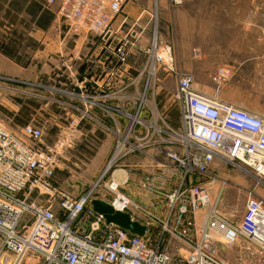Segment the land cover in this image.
<instances>
[{"label": "built area", "instance_id": "1", "mask_svg": "<svg viewBox=\"0 0 264 264\" xmlns=\"http://www.w3.org/2000/svg\"><path fill=\"white\" fill-rule=\"evenodd\" d=\"M126 2L61 0L57 11L68 32L84 31L102 44L116 41L112 46L115 62L110 73L125 75L120 78L118 90L104 93L90 88L78 94L53 80L36 79L27 84L34 90V97L38 93V98L61 105L67 111L66 122L54 141L46 143L39 126L25 124L14 133L0 124V264H32L26 261L27 256L40 259L42 264H227L217 256L213 236L226 246L240 238L246 240L249 246L244 250L255 257V264H264V201L253 191L247 192L240 220L233 223L211 205L202 183L211 178L216 161L235 169H248L254 178L264 180V119L224 103L215 95L195 91L191 77L174 67L171 47L158 42L155 35L144 51L141 65L132 69L128 59L135 42L127 35L118 39L117 32L124 21L115 29L117 16ZM159 71L174 80L177 127L171 126L165 114L156 110ZM230 72L231 68L226 66L217 69L216 90ZM86 123L109 136L112 148L96 184L74 196L56 189L50 180L63 157L76 146L81 126ZM148 147L164 153L180 172L178 186L164 195L169 210L165 221L160 222L161 231L153 244L148 234L154 222L134 213L133 209L140 208L118 193L126 180L116 175L122 171L125 176L119 167L125 158ZM106 178L102 189H97L99 181ZM148 186L147 182L141 184L142 188ZM33 192L36 197L47 199H30ZM97 192L102 197L111 194V200L93 197ZM95 199L127 213L144 226L143 236L107 224L92 208ZM116 200L118 208L114 207ZM198 210H202L198 235L182 237L172 229L170 232L180 235L178 239L186 247V254L174 256L165 251L162 239L170 231L167 222L173 217L177 223L193 226L191 215ZM143 213L140 215L144 217Z\"/></svg>", "mask_w": 264, "mask_h": 264}, {"label": "crops", "instance_id": "2", "mask_svg": "<svg viewBox=\"0 0 264 264\" xmlns=\"http://www.w3.org/2000/svg\"><path fill=\"white\" fill-rule=\"evenodd\" d=\"M8 3L7 0L3 8L5 12L12 13V7ZM39 15L40 10L37 8L33 10L27 1L20 5V11L16 14L18 18L14 22L8 23L7 19L0 18L1 81L7 82L6 85L19 84L17 86L20 90L17 91L29 97L34 96L35 92L27 84L36 79L57 80L78 94L90 88L112 93L121 87L120 78L125 75L110 73L115 62L112 50L114 41L102 44L84 31L72 34L54 14L45 28H39L34 22ZM250 28L261 31L242 35L245 39L248 38L249 43L240 45L241 57L238 61L232 62L231 59L225 60V57L221 58L219 55L223 52L225 56L226 52L229 54L232 51V40H226L225 33L218 34L211 28L197 25L189 16L178 19L175 32V60L177 69L179 70L181 65L182 69L179 71L191 77L195 91L204 95H215L218 100L227 104L237 107L240 105L239 108L264 119V31L257 26ZM224 31L226 32V29ZM132 56L133 51L130 50L128 63L134 69ZM221 66H230L233 73L231 78L216 90L215 73ZM129 72L134 75L132 70ZM75 103L81 106L79 102ZM244 105H249L250 108L245 109L242 107ZM252 105L257 106V109L251 108ZM167 115L165 116L169 124L177 127L175 115ZM32 121L33 119L29 123ZM80 131V138H88L98 144L94 156L85 162H72L65 155L63 159L66 162H62L56 169L58 171L61 169L62 174L55 170L51 180H92L100 174L111 150L112 139L97 127L87 123L81 126ZM71 151L78 153L77 150ZM119 167L125 171L126 182L120 185L123 192L133 200L143 203L146 209L167 215L164 195L176 188L180 180V172L170 164L167 156L156 147H148L143 152L125 158ZM223 172L228 171L220 168L217 174L221 175ZM234 180L242 179L234 177ZM143 182H147L149 186L142 188ZM65 184L69 186L68 182ZM76 192L77 190L71 193L74 196L82 193L75 194ZM164 214L156 218L163 222L166 219ZM160 222L157 224L160 225Z\"/></svg>", "mask_w": 264, "mask_h": 264}, {"label": "rangeland", "instance_id": "3", "mask_svg": "<svg viewBox=\"0 0 264 264\" xmlns=\"http://www.w3.org/2000/svg\"><path fill=\"white\" fill-rule=\"evenodd\" d=\"M6 1L7 0H0V18L3 20L7 19L8 23L14 22L15 19L18 18L16 14L17 11H20V5H24L27 1L31 7H34V4H41L43 9H46L51 15L54 14V16H57V11L61 2V0H53L52 3H47V0H8V4L12 7L11 9L13 11L12 13H8L5 12L3 8ZM178 1V4H174L172 0H127L126 4L119 12L115 22V29L121 21H124V24L117 32V35L119 36L118 39L121 40L127 35L126 38L135 42V45L130 48L133 51L131 60L135 64V68H138L141 65L144 51L149 47L153 35H155L158 42L161 41L162 44L171 47L174 56V67H178L175 60L176 24L178 19L181 20L186 16L193 18L197 25L211 28L213 32L215 31L218 34L225 33L227 35L226 40H232V51L229 54L226 52L225 56H223V52L219 55H221V58L225 57V60L231 59L232 62L238 61L241 57L239 53L240 45H247L249 43L247 40L248 38L245 39L242 35L249 32L261 31L260 29L252 30L250 27L257 26L264 31V0ZM1 23L2 21L0 20V24ZM224 29H226V32ZM133 36L136 37V40H134ZM115 42L116 41H114V43ZM222 67L224 66H221L220 68ZM184 68H186V65ZM181 69L182 66L180 65L179 70L181 71ZM232 73L233 70L231 68L227 80L231 78ZM157 79L158 86L155 91L156 110L159 113H164L165 115L168 114L167 116L174 114L178 121V107L177 102L174 100V80L170 75L163 71H159ZM43 80L46 81V79ZM52 82L58 84L57 80H53ZM6 84L7 82L0 80V124L5 129L14 133H17L18 129L25 124L39 126L44 131V141L46 143L53 142L58 135L59 128L66 122L67 111H65V108L61 105L48 103L46 100L38 98L37 92L35 97H29L25 94L19 93L17 90L20 89L17 86L19 85L17 83H12V86ZM21 86L22 85H20V87ZM43 95L47 96V94ZM238 106L241 107L240 105ZM242 107L245 109L250 108L249 105H244ZM251 108L257 109V106L252 105ZM31 119H33V121L32 123H29ZM97 147L98 144L91 139L79 138L76 146L72 149L77 150L78 153H74L70 150L71 152L69 151L66 156L69 157L72 162H85L86 159L90 160L91 157L94 156ZM109 154L106 160L108 159ZM62 162L66 161L62 159L61 164ZM105 162L102 166L103 168ZM213 166L214 171L212 172L211 178L202 181L210 195L211 205L215 206L216 211L221 217L230 222L238 223L244 210L247 192L253 191L256 197L264 201V180L260 182V180H257L250 175V170L235 169V167L230 164L216 161ZM220 168H223L228 172H223V174L219 175L217 172ZM56 172L62 174L61 169H59V171L56 170ZM98 175L92 180H50V183L56 189L68 193L77 190L75 194H79L88 191L94 184H96ZM234 177H240L242 180H234ZM104 181L106 180L99 181L98 184L100 186H98L97 189H102V183ZM65 182H68L71 187L65 184ZM239 184L244 189L241 188ZM118 193L124 195L126 198L130 199L132 203L139 206L140 209H133L137 216H141L140 218L144 220L149 219L154 222L153 227L148 234V236H150V241L153 244L161 231L160 225L157 224L160 220L157 218L161 217L164 213L157 214L153 212L152 209H146L143 203L128 197L121 188L118 189ZM100 194V192H97L93 194V197L97 196L102 199H107V201L111 200V194L106 195L105 197L100 196ZM29 198L40 201L47 199L46 196L36 197L34 192L29 195ZM164 203L165 212L167 213L169 207L166 199ZM175 206H177V203ZM142 211L145 212L143 213L145 214L144 217L140 215L142 214ZM164 215L166 216V214ZM153 218H155L156 221ZM191 218H193L194 223L193 226L189 227H187L182 221L177 223L173 217L167 222L170 231L165 233L162 239V247L165 251L174 256H184L186 254V247L178 238H180V235L184 237L185 234L189 237H195V235L199 234L202 223V210L196 211L193 217L191 215ZM171 229L180 235L176 233L170 234L172 231ZM212 238L217 244V256L225 263L255 264V257L251 256L250 252L244 250V248H248L249 246L246 240L240 238L233 245L226 246V244L218 237ZM26 261L31 262L32 264H42L40 259L31 256H27Z\"/></svg>", "mask_w": 264, "mask_h": 264}, {"label": "water", "instance_id": "4", "mask_svg": "<svg viewBox=\"0 0 264 264\" xmlns=\"http://www.w3.org/2000/svg\"><path fill=\"white\" fill-rule=\"evenodd\" d=\"M93 210L102 215L107 224H115L138 236H143L145 227L133 221L127 213L115 210L110 204L101 200H92Z\"/></svg>", "mask_w": 264, "mask_h": 264}, {"label": "trees", "instance_id": "5", "mask_svg": "<svg viewBox=\"0 0 264 264\" xmlns=\"http://www.w3.org/2000/svg\"><path fill=\"white\" fill-rule=\"evenodd\" d=\"M37 8L40 10V15L38 18L35 19V25L39 28H45L46 24L53 18V15L49 14V12L46 9L42 8V5H36L34 4L33 10ZM30 11V10H28ZM5 53V52H4Z\"/></svg>", "mask_w": 264, "mask_h": 264}, {"label": "bare ground", "instance_id": "6", "mask_svg": "<svg viewBox=\"0 0 264 264\" xmlns=\"http://www.w3.org/2000/svg\"><path fill=\"white\" fill-rule=\"evenodd\" d=\"M116 175L119 179H122L124 178V173L122 171H117L116 172ZM119 183H122L124 182L125 180H117ZM210 196V195H209ZM114 207L118 208L119 207V204H118V201L116 200V202L114 203ZM213 237H217V236H213ZM219 238V237H218ZM220 239V238H219ZM215 242V241H214ZM220 243V242H219Z\"/></svg>", "mask_w": 264, "mask_h": 264}]
</instances>
